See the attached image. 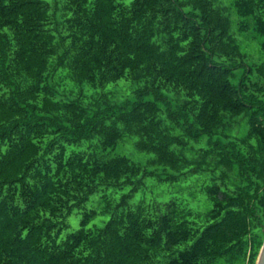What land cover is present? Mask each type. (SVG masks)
I'll list each match as a JSON object with an SVG mask.
<instances>
[{
	"label": "trees",
	"instance_id": "1",
	"mask_svg": "<svg viewBox=\"0 0 264 264\" xmlns=\"http://www.w3.org/2000/svg\"><path fill=\"white\" fill-rule=\"evenodd\" d=\"M223 2L0 0V264L256 263L264 241V56L250 60ZM231 5L250 17L237 30L258 34L255 49L264 54V0ZM60 73L93 86L130 75L155 100L84 104L59 90ZM157 101L190 134L211 135L192 160L229 171L226 187L205 186L207 208L179 197L130 201L153 174L126 154L110 155L130 123L145 117L134 129L143 138L137 147L154 153V166L181 173L190 161L171 146L179 135L164 133ZM238 115L248 118L246 147L215 140L225 118ZM100 190V210L85 209L64 235L68 215ZM99 212L109 219L91 226Z\"/></svg>",
	"mask_w": 264,
	"mask_h": 264
},
{
	"label": "rangeland",
	"instance_id": "2",
	"mask_svg": "<svg viewBox=\"0 0 264 264\" xmlns=\"http://www.w3.org/2000/svg\"><path fill=\"white\" fill-rule=\"evenodd\" d=\"M222 1V0H221ZM223 5H225L226 10L230 13L232 18V31L235 35L238 36L242 43L246 46L249 45L246 49L250 52L251 61H261L264 54L256 48L255 38H252L256 34L252 29H249L246 32H240L237 30L236 22L241 19H246L248 16L243 17L239 16L233 6L231 5V0H223ZM250 19V17H248ZM252 22V20L250 21ZM250 36L249 38H247ZM55 78V82L60 91L69 93L71 97H79L84 104L91 103L92 105H98L102 102L109 101L111 103L120 102L128 104V102H136L140 98L144 100H155V96L152 92H146V83L144 79H134L130 75L122 76L117 80L110 81L104 85L93 86L89 82H83L79 84L73 77L66 75L65 73H60ZM171 99H173V106L177 107L179 102H177V95H174V91L169 92ZM180 96H183L182 94ZM160 106L159 115L161 117L162 129L165 134H170L171 137L179 135V142L174 141L171 146L179 151H182L183 154L190 160L186 166H182V172H175L172 168L164 167L163 165H156L150 163V159L154 156L153 152L147 150L138 149V142H142L143 138L139 134L137 129L142 127L143 119L130 123L131 129H125L123 136L119 139L116 146L110 148V155L121 153L130 156L132 159L139 161L144 169L153 170V174L144 176V180L140 183L139 187L134 191L133 196L130 197L131 202H137L140 199H150L154 196L160 197L162 200H167L170 197H179L184 199H189L193 203H199L198 205L202 208L206 207L207 202H202L207 199L205 186L207 184L213 183V181H218L222 184L223 187H226V182L229 171L225 168L224 164H219L216 166V169L210 168L207 169L204 166H201L198 161L192 160L193 158H199V148L205 147L208 144L211 135L206 133L196 137L193 134H190V131H187L185 122H175L172 117L167 115L165 106L162 102L157 101ZM136 104V103H135ZM145 110H143L144 112ZM148 115V114H146ZM224 124L218 129L220 134H214L213 137L215 140L219 136L222 138V144L228 145L230 142L236 143V146L242 148V145L246 147L247 143L244 144L242 139L248 135L249 132V123L246 115H238L234 117H226ZM120 125L122 123L120 122ZM136 131H135V130ZM170 130V131H169ZM225 131H228L225 134ZM173 134V135H172ZM225 134V135H224ZM253 143L254 139H250ZM242 145H241V144ZM178 148V149H177ZM231 147L223 148L222 150H228ZM237 171L233 170L231 174L236 173ZM169 174H174L176 177L166 178L165 176ZM233 184V183H231ZM131 185L124 186L116 191H113L112 194L115 198L130 189ZM101 190L93 193L89 199L84 204V207L79 209H74L72 213L68 215L69 226L64 231L66 232L74 230L80 226V220L83 215V211L89 208H95L100 210L101 201L100 194ZM209 203V202H208ZM110 213H97L92 220L90 221L91 226H103L106 221L109 219ZM264 230V223L262 225Z\"/></svg>",
	"mask_w": 264,
	"mask_h": 264
},
{
	"label": "water",
	"instance_id": "3",
	"mask_svg": "<svg viewBox=\"0 0 264 264\" xmlns=\"http://www.w3.org/2000/svg\"><path fill=\"white\" fill-rule=\"evenodd\" d=\"M255 264H264V241Z\"/></svg>",
	"mask_w": 264,
	"mask_h": 264
}]
</instances>
